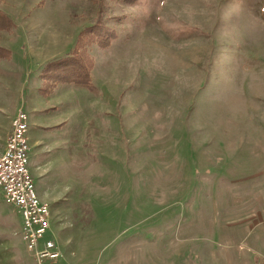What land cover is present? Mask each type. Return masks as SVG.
<instances>
[{"label": "rangeland", "instance_id": "rangeland-1", "mask_svg": "<svg viewBox=\"0 0 264 264\" xmlns=\"http://www.w3.org/2000/svg\"><path fill=\"white\" fill-rule=\"evenodd\" d=\"M0 10L15 24L0 31L11 51L0 58V151L25 111L28 168L51 207L44 238L60 252L34 259L0 189V264H264V0ZM92 26L114 36L106 47L89 42ZM74 47L93 85L43 96L42 67Z\"/></svg>", "mask_w": 264, "mask_h": 264}, {"label": "built area", "instance_id": "built-area-1", "mask_svg": "<svg viewBox=\"0 0 264 264\" xmlns=\"http://www.w3.org/2000/svg\"><path fill=\"white\" fill-rule=\"evenodd\" d=\"M27 114L18 110L10 121V130L0 151V189L6 202L21 216L19 235L38 263L60 256L56 243L44 238L50 228V203L37 194L28 168Z\"/></svg>", "mask_w": 264, "mask_h": 264}, {"label": "trees", "instance_id": "trees-1", "mask_svg": "<svg viewBox=\"0 0 264 264\" xmlns=\"http://www.w3.org/2000/svg\"><path fill=\"white\" fill-rule=\"evenodd\" d=\"M15 24L12 19L0 10V31H11ZM106 31V30H105ZM86 33L89 42L91 44H97L106 47L111 39L105 40L106 34L104 32V26L101 28L92 26L85 28L84 34ZM80 45L77 44V48ZM76 47H74L68 54L63 57H59L48 61L44 64L41 69L40 76L43 79V96L49 95L56 84L68 82L72 85L79 87H90L92 86L91 81V62L85 61V55L82 50L75 54ZM11 55V51L5 47L0 46V58L4 55ZM88 65V67H86Z\"/></svg>", "mask_w": 264, "mask_h": 264}, {"label": "crops", "instance_id": "crops-1", "mask_svg": "<svg viewBox=\"0 0 264 264\" xmlns=\"http://www.w3.org/2000/svg\"><path fill=\"white\" fill-rule=\"evenodd\" d=\"M72 117V116H71ZM67 119H63V120H61L60 121V123L58 122V124H61V122L63 123L64 121H66ZM65 124V123H64ZM38 195H39V197L41 198V199H43V200H47V199H45V197H46V190H44V191H40L39 190V193H37Z\"/></svg>", "mask_w": 264, "mask_h": 264}]
</instances>
